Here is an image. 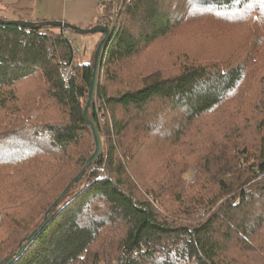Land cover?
<instances>
[{"label":"trees","instance_id":"16d2710c","mask_svg":"<svg viewBox=\"0 0 264 264\" xmlns=\"http://www.w3.org/2000/svg\"><path fill=\"white\" fill-rule=\"evenodd\" d=\"M109 1L111 6H102L103 20L94 25L104 26L105 19L107 26L115 24L102 55L99 76L104 68L137 56L142 47L167 36L172 29L167 12L172 0ZM195 1L227 11L246 9L254 0ZM66 30L0 24V113L18 119L8 124L0 117V145L14 151L13 156L0 157V172L11 168L0 173V232L8 237L19 226V208L31 209L47 199L45 218L61 195L52 197L60 187L57 183L61 178L70 176L72 181L77 177L95 152L93 132L84 116L94 60L77 61ZM100 35L91 51L93 59L104 38ZM68 64L73 65L74 73L67 85L61 67ZM255 74L256 70L247 73L243 65H186L177 76H149L141 87L117 95L99 88V77L95 118L100 134L111 120L110 148L106 149V144L104 148L103 143L100 158L69 189L44 229L11 264H100L103 249L111 252L106 264H264V80L255 81ZM252 91L253 99L249 98ZM25 92L33 97L20 108L18 96ZM239 99L243 102L238 108L225 107ZM157 104L166 105L162 111L187 109V117L175 129V138L182 135L188 140L194 130L196 134L201 132L205 118L220 108L225 109L223 114L228 119L217 124V129L224 131L219 139L201 138L195 144L199 146L195 154L186 162L170 158L159 166L158 176L139 187L129 173L128 162L120 158L131 150L125 148V138L122 140L128 125L118 121L117 113H140L145 106ZM245 106L247 113L242 112ZM33 110L43 117L41 129L28 123ZM193 123L195 127L191 128ZM28 136L33 137L31 147H16ZM35 139L49 147L36 146ZM80 144L86 146L85 154L79 150ZM117 148L121 150L119 155ZM21 163L24 167L18 168ZM71 165L80 167L76 176L73 172L77 168ZM193 167L198 168L199 177L188 180ZM260 176L261 181L252 185ZM200 178L199 184L209 189L211 198L205 202L201 192H195V198H202L200 205L204 208L221 202L215 212L204 222L198 219L197 224L195 213L189 219L171 216L165 209L169 208L167 197L185 205L178 188ZM52 184L55 188L47 196ZM182 208L190 207L186 204ZM44 218L19 240L13 239L18 245L16 252ZM220 221L223 227H219ZM228 243L238 244L236 249L243 246V252L230 251ZM244 252H255L256 256Z\"/></svg>","mask_w":264,"mask_h":264},{"label":"rangeland","instance_id":"374dc122","mask_svg":"<svg viewBox=\"0 0 264 264\" xmlns=\"http://www.w3.org/2000/svg\"><path fill=\"white\" fill-rule=\"evenodd\" d=\"M119 1L117 0V2ZM111 10H109V14L112 12ZM167 12L172 24L171 32L154 43L142 47L137 56L129 58L123 64L110 65L101 70L99 88L107 89L111 95H117V93L126 89L141 87L146 77L153 75L162 78L174 77L179 75L186 65L203 63H216L225 67L243 65L247 73L253 70L257 71L256 77H254L255 81L264 80V0H254L246 9H231L227 11H220L214 7L200 6L195 0H172ZM114 15L116 16V14ZM66 35L74 43L77 61L82 62V60H87V62L93 63V55L89 52L84 40L98 39L101 35L99 33L80 35L74 30L69 29L66 30ZM108 74L110 75L107 76ZM28 92L18 96L17 104L20 108H24L29 103V99L33 97ZM254 93L252 91L249 98L253 99ZM242 102L241 99L230 101L225 107L236 109L241 106ZM30 109H28L27 113H29ZM162 110H166V105H148L147 107L145 106L142 112L138 113L132 110L129 115L123 111H118L117 113L118 121L128 125L123 132L125 137H122V140L125 138V148L131 150V153L121 155L120 158L128 162L129 173L134 176L139 187H143L145 180L158 176L159 166L167 164L170 158L178 162H186L191 154H195V147H199L195 144L201 138L208 140L219 139L224 131L217 129V124L226 122V119H228L223 114L225 109L220 108L205 118L206 126L202 127L201 132L196 134L194 130L193 136L187 140V137H183L182 135L174 137L175 129L180 128V123L187 117V109L182 108L173 112ZM242 112L247 113V106L242 109ZM0 114L2 115L0 117H4L8 124L10 121L15 122L18 120L12 116H6L5 112ZM28 118H30L28 123L34 128L41 129L44 126L43 117L37 110H33ZM48 120L52 119L48 118ZM110 124L111 120H109V124L103 127L101 134L104 148L106 144V149L110 148V137L108 134L113 132L112 125ZM194 127L195 123L191 125V128ZM113 138L117 137L113 136ZM32 139L33 137L28 136L24 141L17 142L16 147H21V149L29 148L31 147L30 142ZM185 140H187L186 145L181 146ZM7 141L9 140H6L5 143ZM35 141L39 144L36 146H40L41 148L49 147L45 143H40L38 139H35ZM2 146L3 144L0 145V157L14 155V151L11 153L7 145ZM79 150L83 154L87 152L86 146L82 144L79 145ZM120 151L117 148V155H119ZM105 152L107 153V151ZM21 166L24 167V164H19L18 168ZM71 168L78 169L73 172L76 176L80 167L78 165H71ZM10 169V167L4 168L0 173L9 172ZM189 172L187 175L188 180L189 178L199 177L197 167L191 168ZM261 177L260 179L257 178L256 181H252L251 184L256 185L257 182L261 181ZM67 178H61V181L57 183L60 187H56L57 192L52 197L63 193L71 182L70 176ZM200 180L201 178L188 181L186 185H181L178 188V192L182 194L187 202L186 204L190 208H182L186 204L181 205L172 200L171 197H167L169 208L165 206V209L170 215L172 214L171 216L178 214L179 219H189L195 213L197 214L195 215V223L197 224L198 219H204V222L206 218L215 212V208L221 202L218 201L214 206L204 208L200 205L202 204V198L199 195H196L195 198V192L197 194L201 192V196L205 199V202H209L211 198L209 189L202 187L201 183L199 184ZM193 181L195 184L189 185V182L192 183ZM64 182L69 183L64 185ZM80 187H82V184ZM54 188L55 184L47 188V196L50 195ZM257 201L259 206H261L263 202L262 198L259 197ZM47 207V199H43L41 202L34 204L31 209L19 208L16 211L19 226L13 229L9 237L0 232V264L17 253L16 246L18 245L15 241L13 242V239L18 238L19 240L25 235L28 228H33L43 220L44 210ZM218 224L219 227L220 225L223 227L222 221L218 222ZM104 231L107 232L106 230ZM236 245L238 244L233 245L228 243L227 247L230 251H233L236 249ZM239 247L243 248L241 245ZM240 248L236 250L243 252ZM110 253V249L106 251L103 249L100 252V264H106L107 256ZM244 253L256 256L255 252Z\"/></svg>","mask_w":264,"mask_h":264},{"label":"crops","instance_id":"0c3cea01","mask_svg":"<svg viewBox=\"0 0 264 264\" xmlns=\"http://www.w3.org/2000/svg\"><path fill=\"white\" fill-rule=\"evenodd\" d=\"M109 0H0V17L30 22L61 20L80 28L94 27L103 20L102 6ZM101 20V21H102ZM98 39L84 40L91 52ZM87 49V51H88ZM88 59V58H86Z\"/></svg>","mask_w":264,"mask_h":264},{"label":"water","instance_id":"95a60500","mask_svg":"<svg viewBox=\"0 0 264 264\" xmlns=\"http://www.w3.org/2000/svg\"><path fill=\"white\" fill-rule=\"evenodd\" d=\"M0 24H2V25H17V26H22V27L28 28V29H40V28L47 27V26H53V27H59L62 29L74 30L75 32H77L80 35H90V34H96V33L104 35L103 40L100 42V44L98 45V47L95 51L94 63L92 66L93 77H92V81L90 83L88 101H87V104L84 108L85 119H86L87 123L91 126V129L93 132V136H94V140H95V152L91 156V158L89 159V162L87 163L85 168L82 170V172L67 185V187L65 188L63 193L56 199L52 208L47 213V215L44 218V221L41 223V225L35 231H33L30 234V236H28L25 239V241H26L25 244H23V243L20 244L19 251L9 257V258L14 257V260H15L16 257L20 256L23 253L26 245L31 243L36 238V236L44 229V227L46 226V224L50 220L51 215L56 211V209L60 206L62 200L66 197V194L69 191V189L73 185L77 184L83 178L88 167L91 164H93L94 162H96L102 154L103 140H102V136H101L100 131L98 129V126L96 123V118H95L96 117L95 99H96V95H97L98 78H99V71H100V66H101V61H102V55H103V52H104V49H105V46H106L108 40L110 39L112 33L114 32V25L115 24L113 23V25L109 26V27L108 26H94L93 28L83 29V28H80V27L75 26L73 24H70L68 22L61 21V20L30 22V21H24V20H5L3 18H0ZM9 258H7V259H9ZM4 261L1 264H4ZM12 262L13 261H11L10 264Z\"/></svg>","mask_w":264,"mask_h":264},{"label":"built area","instance_id":"2783aa9c","mask_svg":"<svg viewBox=\"0 0 264 264\" xmlns=\"http://www.w3.org/2000/svg\"><path fill=\"white\" fill-rule=\"evenodd\" d=\"M108 6H111V3H109ZM103 23H104V26H107L109 22L107 21V19H105ZM73 73H74V67L72 64L64 65L61 67V76L67 85L72 79Z\"/></svg>","mask_w":264,"mask_h":264},{"label":"snow or ice","instance_id":"6c2138e0","mask_svg":"<svg viewBox=\"0 0 264 264\" xmlns=\"http://www.w3.org/2000/svg\"><path fill=\"white\" fill-rule=\"evenodd\" d=\"M11 261H14V257L5 260V261H4V264H10Z\"/></svg>","mask_w":264,"mask_h":264}]
</instances>
